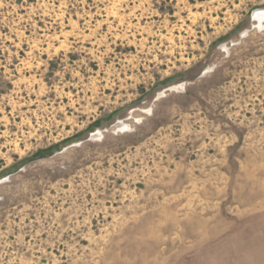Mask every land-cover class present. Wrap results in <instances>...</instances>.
Masks as SVG:
<instances>
[{
  "label": "rangeland",
  "instance_id": "374dc122",
  "mask_svg": "<svg viewBox=\"0 0 264 264\" xmlns=\"http://www.w3.org/2000/svg\"><path fill=\"white\" fill-rule=\"evenodd\" d=\"M258 10L0 0V264H264Z\"/></svg>",
  "mask_w": 264,
  "mask_h": 264
},
{
  "label": "bare ground",
  "instance_id": "6f19581e",
  "mask_svg": "<svg viewBox=\"0 0 264 264\" xmlns=\"http://www.w3.org/2000/svg\"><path fill=\"white\" fill-rule=\"evenodd\" d=\"M256 13V17H257V20L256 21H259V22H262L264 20V10H258ZM261 28V27H260ZM183 86H179L178 88L175 87L173 90H176V91H179L180 89H182ZM120 124V123H119ZM128 129V126L126 125H123L119 128V130H127ZM101 133L99 132L96 136L100 135Z\"/></svg>",
  "mask_w": 264,
  "mask_h": 264
},
{
  "label": "water",
  "instance_id": "95a60500",
  "mask_svg": "<svg viewBox=\"0 0 264 264\" xmlns=\"http://www.w3.org/2000/svg\"><path fill=\"white\" fill-rule=\"evenodd\" d=\"M256 16H257L256 13H254L253 16H252V18H253L254 21L257 20V17Z\"/></svg>",
  "mask_w": 264,
  "mask_h": 264
}]
</instances>
